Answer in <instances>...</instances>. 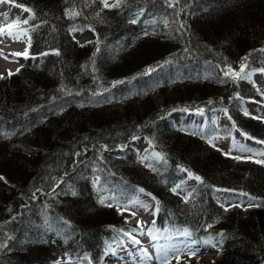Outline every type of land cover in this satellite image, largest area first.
<instances>
[{
  "label": "trees",
  "instance_id": "1",
  "mask_svg": "<svg viewBox=\"0 0 264 264\" xmlns=\"http://www.w3.org/2000/svg\"><path fill=\"white\" fill-rule=\"evenodd\" d=\"M13 1L33 11L32 57L0 78V264H56L66 253L97 263L133 218L102 202L108 190L125 202L139 191L156 198L161 230L185 229L205 246L220 240L211 260L187 264H263L264 162L229 157L167 114L225 106L264 139V121L240 101L260 92L218 77L238 60L264 66V0ZM86 28L96 38L81 43L72 30ZM165 86L177 99L156 106L152 89ZM136 136L164 161L141 160L129 144ZM182 169L200 181L189 200L175 191ZM216 188L257 203L226 207Z\"/></svg>",
  "mask_w": 264,
  "mask_h": 264
},
{
  "label": "rangeland",
  "instance_id": "2",
  "mask_svg": "<svg viewBox=\"0 0 264 264\" xmlns=\"http://www.w3.org/2000/svg\"><path fill=\"white\" fill-rule=\"evenodd\" d=\"M116 0H109L110 5H113ZM28 16V13L22 10L15 9L4 2H0V40L3 45L7 43L18 44V37L27 34L26 28H21L20 24L23 19ZM19 30L23 31L21 33ZM75 38L80 42H88L95 38V33L92 29H74ZM28 37V34H27ZM24 44L16 50L28 49L29 43L24 40ZM18 52H16L17 54ZM3 56L0 55V60ZM247 61L238 60L236 63L231 65L229 70H219L218 77L222 80L227 77L235 83H240L243 80H254L257 84H260V91L264 95V70L250 69L247 70ZM24 63V60L16 56V61L13 62L11 69H6L0 72V77L12 73L13 70L18 68L20 64ZM18 70V69H17ZM165 90H161L160 87H155L151 92V100L154 101L156 106H162L166 102L171 103L173 100L177 99V95L169 86H165ZM201 94H195L194 99L202 100ZM209 100V98H208ZM243 108L252 115L260 118H264V100L262 102L257 101L254 97L250 101L242 102ZM204 113H189L185 108H179L175 110L170 118L177 122L180 126L187 128L188 131L194 130V132H199L200 135L207 138L209 141L215 145L221 146L225 150L231 153L241 155V156H251L264 160V146L249 142L244 138L238 130L234 129V124L230 117L226 114L225 109H218L210 112ZM131 147L138 152L142 160L162 161V156L150 149V142L145 137H137L133 139L130 143ZM122 153V151H118ZM184 173V178L181 183L177 186V192L181 193L187 198L192 194L194 189L199 183V180L194 176L188 174L187 171L182 170ZM96 185H98L99 178H95ZM0 183H3V179L0 177ZM9 190V186L7 187ZM223 200H225L227 205L231 203H240L242 205L254 204L255 200L247 196L237 194V193H218ZM103 200L106 203L117 205L122 209H127L133 212L135 224L139 223L140 226L133 229V233L140 235V242L147 246V253H141L143 250L141 247H137L127 241L115 242L113 244V254L109 257H102L97 263L89 264H179L182 258L189 259L193 254L202 255L200 258L202 260L208 261L214 256V250L210 249L209 245H201L197 242H190L187 238L188 233L184 230H179L177 228L165 229L162 231L155 230L154 222L156 220V202L152 196L142 191H139L133 196L129 201H124L119 193L108 190ZM155 219V220H154ZM6 234L0 235V247L4 245L3 238ZM177 237V238H174ZM182 239L176 241V239ZM187 238V239H186ZM214 247L220 244V240L215 238L213 241ZM212 245V243H211ZM142 246V245H141ZM136 247V248H134ZM213 248V247H212ZM134 250V252H133ZM135 250L137 252H135ZM130 253H135L133 260H128L127 256ZM70 254H63L61 258L58 259V264H75L73 259H69ZM117 255L121 256L120 260H116L114 257ZM139 259V260H135ZM181 259V260H180ZM80 260V259H76ZM88 264V262H86Z\"/></svg>",
  "mask_w": 264,
  "mask_h": 264
},
{
  "label": "bare ground",
  "instance_id": "3",
  "mask_svg": "<svg viewBox=\"0 0 264 264\" xmlns=\"http://www.w3.org/2000/svg\"><path fill=\"white\" fill-rule=\"evenodd\" d=\"M21 33L23 31L19 30ZM24 36L18 37V44L16 43H7L3 45V42L0 40V55L3 56V59L0 60V72L6 69H11L14 67L13 62L16 61V52H20L22 50H16L17 48L21 47L24 44V40L28 41L27 34H23ZM260 144V143H259ZM264 146V144H261Z\"/></svg>",
  "mask_w": 264,
  "mask_h": 264
},
{
  "label": "snow or ice",
  "instance_id": "4",
  "mask_svg": "<svg viewBox=\"0 0 264 264\" xmlns=\"http://www.w3.org/2000/svg\"><path fill=\"white\" fill-rule=\"evenodd\" d=\"M104 6L105 7H108L109 6L108 3H107V0H104ZM113 6H118V4L117 5H113ZM26 10H28V9H26ZM28 11H30V10H28ZM24 22L27 23V21H24ZM133 239H135V238L133 237ZM136 243H139V241H136Z\"/></svg>",
  "mask_w": 264,
  "mask_h": 264
}]
</instances>
